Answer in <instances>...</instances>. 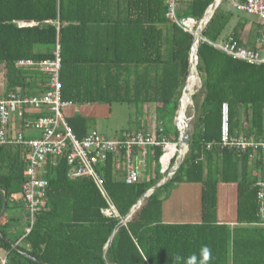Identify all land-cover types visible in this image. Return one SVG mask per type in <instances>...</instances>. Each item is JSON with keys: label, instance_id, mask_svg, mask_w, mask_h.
I'll return each instance as SVG.
<instances>
[{"label": "trees", "instance_id": "obj_1", "mask_svg": "<svg viewBox=\"0 0 264 264\" xmlns=\"http://www.w3.org/2000/svg\"><path fill=\"white\" fill-rule=\"evenodd\" d=\"M214 1L195 0L181 14L200 21ZM164 2L0 0V64L6 69V89L28 96L46 92L47 75L14 64L54 60L59 47L63 101L153 106L167 142L176 144L178 127L172 122L190 72L193 36L165 18ZM232 18L220 4L202 30V39L226 41L221 36ZM231 37L239 44V32ZM197 58L200 86L193 96L188 153L171 179L115 232L107 252L104 248L117 225L163 179L161 149L154 151L149 177L133 185H126L123 172L116 170L112 157L107 159L103 186L118 215L112 218L102 215L108 205L92 181L69 179L64 160L47 167L46 208L30 234L23 239L22 232L10 236L8 230L20 229V222L0 218V250L7 253L9 264L37 263L8 242L40 264H264V227L258 225L253 188L258 164L234 150L206 151L208 144L220 140L223 104L228 106L231 136L264 137V68L232 60L201 41ZM67 122L78 139L90 132L89 121L81 116ZM23 158L20 149L0 147V212L3 193L6 211L9 204L21 207L17 197L24 182ZM180 184L201 185L200 223L162 222V204ZM221 186L234 190L230 218L221 215Z\"/></svg>", "mask_w": 264, "mask_h": 264}, {"label": "built area", "instance_id": "obj_2", "mask_svg": "<svg viewBox=\"0 0 264 264\" xmlns=\"http://www.w3.org/2000/svg\"><path fill=\"white\" fill-rule=\"evenodd\" d=\"M194 1L164 2L167 9L165 18L192 36L196 34L200 21L184 17L181 13L184 7ZM235 10L257 19L259 37L254 49L239 46L232 37L218 43H210L204 39L199 42L209 44L232 60L264 68V0H243L237 3ZM33 25L18 23V27ZM14 66L17 69H36L49 78L48 90L40 95L28 96L19 90L11 92L5 85V66L0 64V147L20 149L24 153V182L19 201L25 214V228L21 239L30 234L36 217L46 208L48 182L44 174L47 167H56L60 160H64L68 166L69 179H88L94 183L108 205L107 209L101 211L104 217H118L103 186L107 159L112 157L116 170L123 172L126 185L139 183L141 176L146 172L148 156L153 157L155 149H161L164 154V149L169 144L163 135V128L158 127L152 133H123L117 139H107L96 131H91L84 138L78 139L63 114V110L72 107V103L61 99L59 47L56 48L54 60L40 63L18 61ZM228 111L227 104H223L220 140L216 144H208L206 151L215 147L234 150L247 155L250 161L258 164L257 179L253 188L260 219L258 225L264 227V137L257 139L243 133L231 136ZM245 125L243 123V127ZM170 163L161 173L168 170ZM0 264H9V257L3 250H0Z\"/></svg>", "mask_w": 264, "mask_h": 264}, {"label": "crops", "instance_id": "obj_3", "mask_svg": "<svg viewBox=\"0 0 264 264\" xmlns=\"http://www.w3.org/2000/svg\"><path fill=\"white\" fill-rule=\"evenodd\" d=\"M221 5L225 11L231 12L233 14V18L230 20L228 24L229 26L228 31L226 34L224 35L222 34L221 41L222 40L224 41V39H227L231 37L234 33L239 32V37H238L239 45H241L242 47L246 49H254L256 47L257 40L259 37V26L257 24V19L252 16H247L242 13H238V12L236 13L234 12L235 8L233 9L231 6L224 7L223 2L221 3ZM242 22L244 24L239 25ZM103 105L105 104H84V105L72 104L73 108L63 110V114L65 113L64 116L66 117V119L73 118L75 116H81L87 119L89 121L90 132H91V131H94V129L92 128L93 118L96 116L103 115L102 113L106 111V108L103 107ZM76 106H78L79 108H76ZM141 111L144 114L143 126L138 127L137 131H145V132L152 133L158 127H162V125L158 124L157 122V118L155 115V107L141 106ZM148 163L153 168L154 161L151 155L148 156L147 164ZM256 179H257V172H256L255 180ZM224 188H229L232 191V195H234L233 193L234 190L232 189L233 188L232 186H225ZM187 190L191 191L192 193L191 196L189 193H187ZM201 190H202V187L200 184H180L178 185L177 188L171 192L169 199L162 204V222L164 224H197V223H200L201 221ZM18 200H19V197H18ZM21 208H22V205H21ZM173 208H175V212L172 213L171 210ZM5 214H6V211L4 213V216ZM5 218L10 219V218H7L6 216ZM8 231H9L8 234L10 236H13L14 234H19V231L16 230V228L14 227L9 229Z\"/></svg>", "mask_w": 264, "mask_h": 264}, {"label": "rangeland", "instance_id": "obj_4", "mask_svg": "<svg viewBox=\"0 0 264 264\" xmlns=\"http://www.w3.org/2000/svg\"><path fill=\"white\" fill-rule=\"evenodd\" d=\"M222 2H223L224 7L231 6L234 9L239 1L238 0H221V3ZM234 12L237 13L235 9H234ZM228 27L229 26H227V28L224 30L223 35L227 33ZM103 107L106 108V111L102 113L103 115L96 116L93 118L92 128L94 129V131H96L101 136L107 139H117L123 133H126V134L135 133L137 132L138 127L143 126L144 114L141 111V106L125 105V104L123 105L122 104H112V105L105 104L103 105ZM72 108L73 106L68 109H72ZM76 108H79V107L76 106ZM190 115H192V112ZM174 118L175 117H173L172 124L175 123ZM241 120H242V123H244L243 117ZM172 124L170 125V129L173 130V127H171ZM189 130H190V126H189ZM171 135H172V131H171ZM187 153L185 154V157ZM177 162H178V159L176 158L174 161V164L169 166V170H167L166 173L165 172L161 173L162 168L160 165V173L163 175V178L169 174L170 170L175 167V164ZM162 167L164 171L163 158H162ZM150 170H151V165L148 163L146 172L141 176L140 181L144 180L145 177L146 178L149 177ZM224 187L225 186L220 187V193L222 195L220 196L222 214H221V211H220V214L222 215V217L230 218L234 210V195H232V191L229 188H224ZM187 193H189L190 196L192 195L191 191L187 190ZM171 212L172 213L175 212V208H173ZM5 216L7 218L13 219V221H19L20 229L16 228V230H18L19 233L23 231V229L25 228V214L20 206L13 207L12 204H9ZM19 245L21 247H24L25 243L21 242Z\"/></svg>", "mask_w": 264, "mask_h": 264}, {"label": "water", "instance_id": "obj_5", "mask_svg": "<svg viewBox=\"0 0 264 264\" xmlns=\"http://www.w3.org/2000/svg\"><path fill=\"white\" fill-rule=\"evenodd\" d=\"M217 0L214 1V3L216 2ZM213 3V4H214ZM213 4L211 6L208 7V9L205 11L202 19L200 20L199 22V28L197 29V32L196 34L193 36V42H192V48H191V53H190V70L191 68H194V71L197 75V70H196V67H197V61H198V58H197V46H198V42L200 39H202L201 37V33H202V30L206 27L207 23L211 20L213 14L215 13V11L218 9V7L220 6L221 4V0H218L215 7H214V10L211 14V16L209 17V19L205 20L206 18V14L208 12V10L213 6ZM188 78H189V75L188 77L186 78V81H185V85H184V88H183V91H182V96L180 98V102H179V107H180V103H181V100H182V97H183V94L186 90V84H187V81H188ZM179 109V108H178ZM178 110L176 111L175 114H177ZM193 119V118H192ZM179 144H182L185 146L186 148V153L188 152V147H189V128L188 129H185L184 133L182 136H179L178 138V142L174 145H176L177 147H179ZM185 153V154H186ZM176 158L178 159V162L175 164V167L172 168L169 172L168 175H166L157 185H155L154 187H152L151 189H149L148 191L145 192V194H143L141 196V198L139 199V201L136 203V205H134L130 211L127 213V215L121 220V222L117 225V227L115 228L114 232L112 233L107 245L105 246L104 248V254L107 252V250L109 249L110 247V244L112 242V239H113V236L115 234V232L122 226H124L131 218L132 216L134 215V213L136 211H138L140 209V207L142 206L143 202L148 199L155 191H157L158 189H160L164 184H166L170 179L171 177L175 174V172L179 169V167L182 165L184 159H185V155L184 156H180L179 154L176 155ZM6 206H7V202H6V194L3 193V206H2V210L0 212V218L4 215L5 211H6ZM0 237H3V235L0 233ZM9 245L15 250L17 251L19 254H21L23 257L37 263V264H40L38 261H36L35 259H33L32 257H30L29 255H26L25 253L19 251V249L17 248V245H14V244H11L10 242H8Z\"/></svg>", "mask_w": 264, "mask_h": 264}, {"label": "bare ground", "instance_id": "obj_6", "mask_svg": "<svg viewBox=\"0 0 264 264\" xmlns=\"http://www.w3.org/2000/svg\"><path fill=\"white\" fill-rule=\"evenodd\" d=\"M217 1L208 10L205 20L209 19V17L211 16ZM199 84H200L199 79H198V77L194 71V68H191V70L189 72V78H188V81L186 84V90L183 94L178 112H177V114H175V123L178 127L177 131H178L179 136L183 135L185 129L189 128L190 123L192 121V118L194 115V113H193V110H194L193 109V96H194L196 90L199 89V86H200ZM191 112H192V115H190ZM190 116H192V117H190ZM185 153H186V148L184 145L179 144V147H177L174 144H167L165 149H164V154L162 157L163 163H164V170L167 169L172 158H175V156L177 154H179L182 157L185 155ZM161 161H162V159H161ZM161 168L163 171L162 164H161ZM168 170H169V168H168Z\"/></svg>", "mask_w": 264, "mask_h": 264}]
</instances>
